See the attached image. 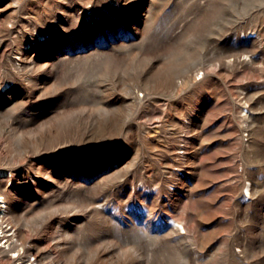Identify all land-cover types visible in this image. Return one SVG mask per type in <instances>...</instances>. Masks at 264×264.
<instances>
[{
	"label": "rangeland",
	"instance_id": "rangeland-1",
	"mask_svg": "<svg viewBox=\"0 0 264 264\" xmlns=\"http://www.w3.org/2000/svg\"><path fill=\"white\" fill-rule=\"evenodd\" d=\"M0 168L26 260L264 264V0H0Z\"/></svg>",
	"mask_w": 264,
	"mask_h": 264
},
{
	"label": "bare ground",
	"instance_id": "bare-ground-1",
	"mask_svg": "<svg viewBox=\"0 0 264 264\" xmlns=\"http://www.w3.org/2000/svg\"><path fill=\"white\" fill-rule=\"evenodd\" d=\"M55 25H58V22H56ZM13 27L16 28V26H13ZM5 31H7V32L10 31L11 32V29L8 28V25L5 26ZM40 37H41V35L38 34V38H40ZM27 55H28L27 51H25V50L21 51L20 52V59H22L23 57H25ZM8 126H9V124L3 126V128H2V132L3 133L8 129ZM22 151H24V150H22ZM5 172H6L5 169L0 168V184H1V182L4 181L3 178H5ZM5 191H6V189H5ZM2 194L3 193H0V195H2ZM5 195H7V193ZM6 198L3 197L4 201H7ZM7 212L8 211H6V212L5 211H0V234H1L0 235V242H2L3 238L6 239V241L4 242L5 244L4 245H0V258H6L8 260V264H42L44 258L47 256V252L45 250H42L38 245H35V244L31 245L29 248H27L25 250V253H26V255L28 257H34L33 261L32 260H26L25 257L20 254V251L25 249L24 248L25 247V243H17L18 239H20V240L23 239V234H22V231H21V228H20V226H23V225L21 224L20 221L12 220L17 225L16 228H13L14 224L12 225V222L9 219ZM9 224H11L12 226H10ZM17 237H18V239H16ZM98 254H99V252H98ZM135 258L136 257H134L133 260H135ZM117 262L118 263H115V262L114 263L115 264H121L122 261L119 262L117 260ZM112 263L113 262H111V264ZM126 264H128V263H126Z\"/></svg>",
	"mask_w": 264,
	"mask_h": 264
}]
</instances>
